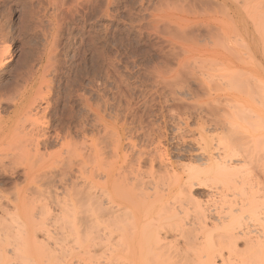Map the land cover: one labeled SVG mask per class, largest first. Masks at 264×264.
Returning <instances> with one entry per match:
<instances>
[{
  "label": "rangeland",
  "instance_id": "rangeland-1",
  "mask_svg": "<svg viewBox=\"0 0 264 264\" xmlns=\"http://www.w3.org/2000/svg\"><path fill=\"white\" fill-rule=\"evenodd\" d=\"M238 3L242 5L241 0H238L237 5H239ZM217 5L223 12L219 10ZM241 5L239 6L241 7ZM243 9L244 7L241 12L243 11L242 14L244 16L247 11L245 9V12ZM223 13L228 17L227 21L224 16L222 17ZM231 15L227 9H224L215 0H0V49L6 48L3 55L0 54V102L2 101L0 103V125H8L6 124L7 118L9 113L13 111L14 104L18 106L19 110L38 109L39 111L37 113L34 112L32 116H35L37 122L43 124L40 128L45 126L44 130L50 136H48L47 148L45 150L40 149V152H47V155L52 153V160H54V157L57 158L60 152L65 155L66 153L76 155L75 159L77 161L75 160L73 175L81 174L80 171L82 170L79 167L83 166H80L82 164L81 159L85 158V155L87 161H83L85 165L83 166V171L86 173L82 172V176L83 173L87 174L90 164L92 166L95 164L88 158V153L91 154L94 149L101 147L106 152L104 154L107 155L106 161L109 162L108 165L111 166L116 163V165L118 164L117 166H120L122 164L121 166L126 169L125 172L127 174L125 173V175H129L128 178L138 172L147 184H152L150 180L157 184L159 181L160 183L157 187L155 186L157 184H152L158 190L166 187L162 182L166 178L162 176L164 173L165 175L177 173L182 175L183 180H186L191 169L197 168V170H201L205 168L200 157L210 152L217 153L219 148L220 151L218 153L223 152L227 147L232 148L231 146H233V154H237L235 156L237 160L234 161L238 164L239 161H242L239 164V171H247H241L243 175L241 172H237L238 175L241 174L239 175L240 177H246L249 172V178H247L248 176L246 179L242 177L243 181L249 179L250 185L253 183L258 184L254 189L258 186L263 188L264 141L261 140L259 135L262 127L261 121L264 125V116L262 117L263 120L258 115L257 118L254 116H256L258 111L262 110L260 104L261 101L264 103V100L259 95H262L264 99V92L262 91V94L259 90L258 93L257 88L251 86L252 83L249 84V82H252L250 81L251 79L249 80L251 77H249L250 70H248V68L250 69V59L246 55H238L233 49L236 46L239 48L240 38L238 31L235 30L236 25L233 23L235 19ZM245 17H242L244 23ZM221 21L225 22L224 26L226 27L222 26L223 22ZM230 22L234 25L233 28ZM223 31L231 39L226 41L228 43L225 44V47L219 45L224 43H221L222 35H220L223 34ZM233 39L236 40L233 41ZM232 42H234L233 45ZM220 46L223 48L224 53ZM228 48L232 50V53L228 52L231 51L227 50ZM235 50L237 49L235 48ZM16 90L19 93L14 92ZM255 94L256 96H254ZM251 95L255 97V100L254 98L250 99ZM262 106L264 107V104ZM20 117L22 116L14 119L13 125L11 124L12 127L9 129V134L7 133L8 135L0 134V160L4 161L2 162L3 164L0 163V202L2 201L3 204H1L2 207L0 206V208L3 211L4 209L2 208L5 205L4 208L8 210H6L7 213L4 212L5 210L3 211V213L7 214L6 216L5 214L2 215V211L0 212V222L2 219L3 222H7L6 224H10V221L12 224V221L17 220V225L13 223L10 227L8 225L7 229L12 228L13 225L16 227L19 223H23L24 226V224L31 221L29 216L33 211H30L29 208H35L38 204L37 202L40 201L42 204V199L44 200L50 195L53 200L54 196H52V193L56 197L58 196L57 198L62 195L61 191H59L61 185L56 184L57 186L54 187L58 178L53 181L48 177L55 174L52 173L55 170H52L51 174L49 173L51 169L58 168L54 165L55 160L52 161L54 166L52 164L47 165L51 159L47 160V156H45V159H43L47 160V163H43L44 160H39V156L37 157L34 152L35 142H33V137L30 138V134L28 135L27 133L31 120L30 122L28 120V124L27 120L25 123L21 119L25 124H28L24 125L22 122L25 127V133L21 132L23 130H16L18 137H16L15 131L14 134L16 136L12 134L14 125L19 123L17 121ZM258 118L260 127L256 128L259 126V124H256L255 127V123H259ZM204 123L205 126L203 125ZM220 123H222L221 126L219 125ZM232 128L236 131L234 135L232 134ZM21 133L25 137L24 135L22 137ZM229 133H231V136ZM242 135L246 138L244 141H247V146H245L246 143L242 146V140L244 139ZM226 137L229 138L226 139ZM19 138L22 140L19 141ZM237 138L243 139L240 141ZM30 139H32L33 143ZM220 140H224V142L233 141L232 143L229 142L232 144L231 146L226 144L224 147V142L222 143ZM15 141L18 142L15 144ZM248 141L250 142L248 143ZM64 142H67V144L61 146ZM13 143L14 145L19 144L18 146L24 149L18 147L19 150H17V146H14L13 148H16L12 150ZM240 143L242 144L240 145ZM85 147L87 150L83 149ZM241 147L244 153H251L246 155L248 157L249 155L251 156L250 160L246 157L249 161L248 163L247 160L244 161V153L242 155L240 153L242 151ZM88 148L91 149V152L88 151ZM22 150L27 151L23 152L25 154L21 152L22 156L20 157L17 151L20 152ZM8 152L12 154V158ZM15 152H17V155H15ZM259 152H263L261 154L263 159H261ZM27 153H33L32 156L36 154L37 159L46 167L44 165L42 167L41 163L38 160H34V158H31V162H28L27 158H24V156H30ZM252 154L256 157H253ZM8 155L9 159L14 158L12 162L11 159L7 161ZM17 156L19 158H16ZM22 158L26 160V163ZM32 159L34 162L37 161V164L35 162L37 168L33 166ZM160 159L164 160L166 165L168 164V167L166 166L169 169L167 170L168 173L163 171V166H159ZM256 161L257 163H254ZM27 162L30 166L29 168L33 167L31 169L32 171L35 170L34 172L28 170ZM38 162L41 165L39 169ZM238 164H235V167ZM1 165H3L2 168ZM247 165L249 169H246ZM257 165L261 167L259 168ZM200 166L202 168L199 169L198 167ZM46 169L48 172H45V174L47 173L48 176L43 172ZM252 169H257V171ZM257 172L259 175H256L258 174ZM39 173L41 176H47L49 179H44H47L48 182L49 180L52 181V184L51 181L48 183L50 188L53 187L55 191L58 188L57 192L59 191L60 196L55 191L53 192L54 189H51L52 191L49 189L47 180L45 182L48 186L45 184L43 186L42 184L43 187L38 188L39 190L36 189L44 181V179L41 180L43 177ZM245 173L246 175H244ZM253 173L255 174L254 176L259 178H254ZM32 175H37V177L39 175L36 178L41 181L38 184L39 186L34 182L36 179ZM238 175H236V179L240 181L238 178H241ZM31 177L35 180L32 181ZM252 177L253 180L251 179L250 181ZM129 179L127 180L128 182L131 181ZM258 180L259 183L257 182ZM127 181H125V188H129L128 184L130 182L128 183ZM192 182L197 183L196 180ZM66 183L69 184V181H66ZM162 183L164 186H162ZM213 184L212 186L214 187L216 184ZM219 184L216 185L218 188ZM152 185L149 186L152 187ZM188 185L189 183L186 184L185 187L187 188L184 189L183 194L178 196L179 193L172 191L167 197L168 202L173 203L172 206L174 205L177 210L180 206L179 202L183 203L181 210L179 209V212H182L179 213V216L181 217L180 214L182 216L192 214L194 208L190 206L195 203L212 212L215 204L206 203V200L210 199L208 195L215 188V191L218 188L216 186L214 189L211 188L210 190L212 191L210 193L206 186L202 187L200 185L199 188L192 186L193 189L191 188L189 191ZM34 186L37 187L35 188ZM262 188L260 189L262 190ZM42 189L44 192H42ZM46 189L50 190V192ZM216 192H219V189ZM23 193H25V197ZM63 196L68 198L65 195ZM63 196L59 200H66ZM185 196L188 197V202L184 199ZM233 196L234 194L231 195L233 201L238 199L236 194L234 196L235 199H233ZM261 197L259 202L260 207L263 206L262 209H259L261 213L260 211L257 214L251 213L255 219L248 212L244 214L247 217L244 223L246 222L253 229L257 228L259 223L262 224L264 222V220L262 221L264 219V203H262L264 198ZM24 200L27 201V203H23L28 208H26L28 219L26 214H23V216L22 213L19 214V210L21 212L19 205H23V203L20 204V201ZM29 201L30 203L34 201V205L31 206L32 204L30 205ZM185 201L187 206H189L191 201L189 209L184 203ZM193 201L195 202L193 203ZM45 203L49 206L51 201L48 202L46 199ZM52 203L54 204V202ZM27 204L29 205L27 206ZM36 209L39 210V207H36L34 211L38 213L39 211H36ZM49 209L47 208L50 215L47 216L41 210L45 219L48 216L52 218L51 213L53 212L54 214L55 212L53 207H51V212ZM29 211L31 214L29 213L28 216ZM37 213L34 214L36 216L39 215V217L42 216V218L38 217V220L36 218L37 221L33 222L44 221L42 213L38 215ZM261 214L263 215L261 216ZM15 216H18V219ZM22 217H25L27 222ZM256 219L258 220L255 222ZM247 220L251 221L247 222ZM255 224H257V227H255ZM1 225L0 223V230H3ZM5 227L6 225L3 231H6ZM22 227L20 228V233H22ZM9 230L6 232L8 233ZM3 231H0L2 232L0 237L4 234V238L2 235L4 241L3 239L1 241L10 247V242L14 241H11L12 237L10 235L12 232L15 234L17 231L13 230L11 234L9 232V236L6 233L8 238H10V244L7 243L8 240L5 241L8 238H6ZM15 235H18V233ZM15 235L13 237L16 238L17 236ZM18 240L14 242L17 243ZM14 242L12 243L14 246H11L12 251L6 245L7 249L3 248V243L0 248H2L3 252H7V250L13 252V248L15 245L17 246ZM11 257L12 255L9 256L10 261L13 260Z\"/></svg>",
  "mask_w": 264,
  "mask_h": 264
},
{
  "label": "bare ground",
  "instance_id": "bare-ground-1",
  "mask_svg": "<svg viewBox=\"0 0 264 264\" xmlns=\"http://www.w3.org/2000/svg\"><path fill=\"white\" fill-rule=\"evenodd\" d=\"M215 1L219 2L220 5H222V7L224 9H227L228 13L232 14L231 17L233 19H235V20H233V23L236 25L235 30H237L239 33V38H240L239 43H240L241 49H240V46H239V48H238V46L235 47L237 50H235V48H233V49L238 55H246L248 57V59H250V69L248 68V70H250V74H249L250 76L249 77H251V78H249V80L251 79L250 81H252V82H249V84L252 83L251 86H253L254 88H257V92L259 90H260L259 91L260 93L262 91L264 92V0H241L242 5L238 3L239 5H241V7L239 5H237L238 0L236 2H235V0L234 1L233 0H215ZM217 7H218V5H217ZM243 7H244L243 10L245 11V9H246V11H247V14H245L246 17H245V15L243 16V14H242L243 11L241 12V9ZM218 8L220 11L222 10V9H220V7H218ZM222 12H223V10H222ZM223 16H224V19L227 21L228 17L226 16V14L223 13L222 17ZM242 17L246 18L245 23L243 22ZM230 21H231V18H230ZM221 22H223V21H221ZM224 23L225 22H223L222 26H224ZM219 24L221 25V23H219ZM230 24L232 25V22H230ZM233 26L234 25H232V28H233ZM224 27H226V26H224ZM238 33L236 32V34H238ZM220 35H222V37L220 36L222 38L221 43L222 42H224V43L219 44V45H221V46L223 45L225 47V44L228 43L226 41H229L231 39L228 37L229 35H227V33L224 31H223V34H220ZM235 38H238V37H235ZM235 40L233 39V41H235ZM237 40H239V39H237ZM233 43L234 42H232V45H233ZM5 49L6 48L0 49V54L3 55V52L6 51ZM220 49L222 50L223 48L221 47ZM227 50H231V49L228 48ZM222 51H221V53H222ZM234 51H233V53H234ZM228 52L232 53V50L228 51ZM223 53H224V51H223ZM225 53H226V51H225ZM14 92L19 93V91H17V90ZM263 92H262V94H263ZM6 96H8V95H6ZM251 96H250L251 97L250 99L254 98V100H255V97H253V95H251ZM254 96H256V94ZM259 96H261V99L264 100L262 95H259ZM257 98H256V100H258ZM9 99H10V97H9ZM261 99H259V100L261 101ZM262 103L263 102L261 101L260 107L262 110L258 111L256 116H254L255 118H257V115H258V117L261 120H263L262 117L264 116V111H263L264 107L262 106L264 103L263 104ZM260 107H258V108H260ZM252 110H255V109H252ZM256 110H259V109H256ZM37 111H39V110L38 109L19 110L18 106L16 104H14V109H13V111H11L9 113L8 118H7L6 124H8V125H5V126L0 125V134H3V133L7 134L9 132V129L12 127L11 124L13 123L14 119H17L19 116H22V117H20L19 120L17 121L19 123H15L12 134L16 136V134L18 133L16 130H23L21 132L25 133L26 131L24 132V130H25L24 125H28L29 124L28 120H29V122L31 120V122H30L31 125L30 124L28 125V127L29 126L30 127L28 129L26 127V129H27L28 135L30 134V138L33 137V142H35L34 143L35 149L34 148H32V149L35 150V151L34 150L33 151L37 154V157L39 156L38 157V158H40L39 160H41V159L44 160L45 156H47L46 159L49 160V159H51L52 153L48 152L50 155H47L46 154L47 152H45V153L40 152V149L45 150L47 148V146H48L47 144L49 142L50 136L47 133V131L44 130L45 126H43V128H40L43 124H40L39 122H37L35 119V116L34 117L32 116L33 113L34 112L37 113ZM209 111H211V109H209ZM259 118H258L259 123H257V122L255 123V127H256V124L257 125L259 124V126H257L256 128L260 127ZM21 119H23L24 122L27 120L28 124H25L26 122L24 123ZM39 119H41V117H39ZM214 120L217 121L216 119H214ZM212 121H210V122H212ZM22 122L24 123V125ZM201 122H203V121L201 120ZM261 123H262L261 124L262 127L260 130L261 132H260L259 136H260L261 140L264 141V125H263L262 121H261ZM0 124H1V120H0ZM221 124L222 123H220L219 125L221 126ZM203 125L205 126V123ZM228 125H229V123H228ZM230 125H232V124H230ZM223 128H224V126H223ZM227 128H228V126H227ZM234 129H235V127H234ZM231 130L233 131L232 134L234 135V132H236V131L233 130V128ZM255 130H257V129H255ZM14 131L16 134H14ZM200 131L203 132L201 129H200ZM228 131H230V130H228ZM23 133H21L22 137L24 135ZM19 134H20V132H19ZM226 134L228 135V133H226ZM258 134H259V132H258ZM229 135L231 136V133H229ZM243 136L244 135H242V137ZM16 137H18V134ZM24 137H25V135H24ZM222 137L225 138L224 136H222ZM229 137H226V139H228ZM219 138H221V137H219ZM238 138H237V140H240ZM243 138H241V140L243 139L242 140L243 144L240 143V145L242 144V146H244V143L247 142V141L246 142L244 141V140H246V138L245 137H243ZM234 139H235V137H234ZM251 139H253V138H251ZM21 140L22 139L19 138V141H21ZM31 140L32 139H30V141ZM220 141H222V143L224 142V140H220ZM232 141L230 142V140H229L230 143H232ZM235 141H236V139H235ZM250 141H248V143ZM17 142L18 141H15V144ZM229 142L225 141L224 142L225 145L223 144L224 147L226 146V144H230ZM65 144H67V142L62 143L61 146L65 145ZM18 145H14V143H13V146L12 145L11 146H12V148L14 146H17V150H19V148L24 149L22 147H19ZM22 145H25V144H22ZM22 145H20V146H22ZM216 145H218V144H216ZM231 145L232 144H230L228 146H231ZM238 145H239V143H238ZM247 145L248 144L246 143L245 146H247ZM221 146H222V144H221ZM27 147H28V145H27ZM27 147L25 146V148H27ZM231 147L233 148V146H231ZM15 148H13L12 150H14ZM218 148H216V149L218 150ZM232 148H229V147H227L226 149L224 148L225 150L223 152L218 153V151H220V148H219L218 151L216 150L217 153L213 152V153H215V155H213V153L210 152V153H208L202 157L199 156L200 158H202V160H203L202 165L205 168H203L201 170H197V168L191 169L190 174L189 175L187 174L188 177L186 178V180H183L182 175L177 174V173H170L171 175L170 174L165 175V173H164V175H162V176H165L166 178H164L162 182L164 183V185L166 187H162V186H164L162 183V186H161L162 188L160 190H158V188H156L158 186V184L160 183L159 181L157 184L155 182L153 183L152 182L153 180L152 181L150 180V182L152 184H154V185L157 184V185H155L156 187L153 186L152 184H147L146 181H143L141 174H139L138 172L133 174L132 177H129V178H131V179H129L128 178L129 175H125L126 169L123 166H121L122 164L120 166H117L118 164L116 165V163L114 165H111V166L108 165L109 162L106 161L107 155L104 154V153H106L104 151V148L99 147L98 149H94L91 154L88 153L89 154L88 158L91 159L90 161L92 163H95V164L93 166H92V164H90L92 167L90 166V169L88 170L87 174H85L86 172L83 171L84 170L83 166H85L83 164V161H87L85 159L86 155H85V158L84 157L82 158L83 153L81 154V158H82L81 161L82 162L81 161L80 162L82 164L80 163L81 164L80 166H82V165L83 166L79 167L82 170V171H80L81 174H79V175H76V174L73 175V169L75 168V164H76L75 160L77 161V159H75L76 155L74 156V155L68 154V153H66V155H65V154H62L60 152L59 156H57V158L54 157L55 161L51 159V161H49V163H47V160L46 161L44 160L43 163H47V165L52 164V166L56 165L58 167V168L56 167L57 169H54V168L51 169V171L49 172L51 174L52 170L53 171L55 170V172H52V173L56 174L57 170H58L57 175L54 174L55 176L53 175L50 177V176H48L47 173L46 174L53 181H55L54 180L55 178L56 179L58 178L57 183H55L54 187L57 186L56 184L61 185L60 186L61 188L59 187L60 190L58 188H56V189L61 191L62 195L59 194V191L58 192H57V190L55 191V189L53 187L50 188V185L48 184V183H50L51 180H49V182H48L47 179H49V178L47 176H45L46 175L45 172H48L47 169L49 170L50 166H49V168L46 169V171L43 170L45 175L41 176V174H43V173H41L42 171L40 172L41 174L39 173V175L41 177H43V178H41V180L44 178H47V179H44V181H42L41 184H39V182H41V181H38L40 179H36L39 177V175H38V177H37V175H35L36 177L34 175H32V177L36 179V181H34L37 183L36 185L37 186L40 185V187L34 186L35 188L37 187L36 189L41 188L42 184H43V186H44V184L46 186L49 185L48 187L50 190L54 189L53 192L55 191L56 194L58 193L59 196L61 195V197H62L63 195H65L68 198L63 196L64 198H66V200L65 199L59 200L61 197L57 198L58 196L56 197L55 195H53L54 193H52V196H54L53 200L50 198L51 195L48 198H46L48 200V202L51 201L49 206H47V204L45 203L46 199H44V200L42 199L44 204L43 203L41 204V202L39 201L41 206H40L39 202L36 201L38 203L37 205H39V206H37L35 204L36 205L35 208L39 207V210L36 209V211H39V212L38 213L34 212L35 211L34 207L29 208L30 211L31 210L33 211L32 214L30 213V211L28 212V216H29V213L31 214L29 216V218L32 222L31 221L27 222L26 218L22 217L27 222L26 224H24V226H23V223L22 224L19 223V225L16 226L17 228L14 225L12 228H9V229L16 228L13 230L17 231L16 233H18V235H19L18 239L20 240V243H19V240L17 239L18 235H15L16 233L14 234L12 232L13 230L10 231L9 229H7L8 225H9V227H10V225L12 226L13 223H15L17 225V223H16L17 220L12 221L13 222L12 224H11V221H10V224L9 223L6 224L7 222L6 221L3 222L1 219V222H0L2 224L1 228H3V230H4V226L6 225L5 230L6 231L9 230L10 234L12 232L10 237H12L13 239L11 238V241L12 240H14V241L18 240V242L16 243L13 241L14 243L17 244V246L15 245L16 248L14 247L13 252H11L12 251L11 248L14 245L12 244L13 242H10V238H8L9 232L7 233L6 231H3L2 229L0 230V231H3V233L5 232V235H6V233L8 234V236L6 235V238H8V239H6L5 241L8 240L7 243L8 244L11 243V246L13 245L12 247L11 246L9 247V245H7L5 242H2L1 240L4 238V234H2L3 238L1 235V237H0V241H1L0 244L1 245L0 246L2 247L4 244L3 248H6V246H8V249L10 248L11 251L7 250V252L6 251L3 252L2 248H0V264H264V222L262 224L259 223L258 227H257V224H255L256 225L255 227H257L255 229L251 228L252 226H250V225H249L250 226L249 227L246 224V222L244 223L245 218L247 219V217L244 216V214H246L247 212L249 214H251V213L257 214V212L260 211L259 209L260 208L262 209L263 206L260 207L259 202H260L261 196H262L261 198H264L263 197L264 196V189H263L264 187L263 188L260 187V188H262V190L259 188V186L256 189H254L255 186H257L258 184L256 185V183L255 184L253 183L252 185H254V186H252V185H250L251 183L248 181L249 179L243 181L244 180L243 178L246 179L247 176H248L247 178H249V172L247 173L248 175H246V173L244 174V175H246V177L242 176L243 177L242 178L239 176L243 173L241 171H246V170L239 171V169H240L239 164L242 161L241 162L239 161V164L234 161V160H237L235 157L237 154L236 155L233 154L234 151L232 150ZM83 149H86V147ZM240 149L243 151L242 147ZM27 150H28V148H27ZM27 150H22L20 152L19 151H17V152H18L19 156L21 157L22 156L21 154ZM86 150H85V153H86ZM90 150L91 149L88 148L89 152H91ZM10 151H11V149H10ZM242 151H240L241 155H242V153H244V151L243 152ZM17 152H15V155H17ZM53 153H57V152H53ZM247 153L248 152L244 153L245 156L243 154V158L245 157L244 161L247 160V163H248L249 162L248 159L250 160L251 156L250 155H249V157L246 156ZM9 154H11V153H9ZM23 154H25V153H23ZM28 154H30V153H27V155ZM32 154H30V156H24V158L26 157L27 159L26 158L25 159L28 160V162H31V158H34V160H38L37 157L35 156L36 154L34 155L35 157L32 156ZM253 154H252V156H253ZM259 154L261 156V154H263V152L262 153L259 152ZM79 155H80V153H79ZM79 155L77 154V156L80 158ZM239 155H238V157H239ZM255 155H257V154H255ZM54 156H56V155H54ZM28 157L30 160L28 159ZM234 157H235V159H234ZM246 157L248 159H246ZM253 157H256V156H253ZM11 158H12V154H11ZM16 158H19V157L17 156ZM160 158H162V157H160ZM10 159H9V155H8V160L7 159L6 160L9 161ZM13 159H11V162ZM25 159H23V160L26 163ZM163 159H165V158H163ZM256 159H258V158H256ZM261 159H263L262 156H261ZM251 160H253V159H251ZM32 161H33V159H32ZM52 161H54V163H55L54 165H53ZM90 161H88V162L91 163ZM2 162H4V161L0 160L1 164H3ZM28 162H27L26 166H27L28 170L32 171L31 168H33V167L29 168L30 166L28 165ZM35 162L37 164V161H35ZM35 162L34 161L32 162V163H34L33 166H35ZM39 162H38V169H39V167H41V165H42V167L44 165L42 162H40L41 163V165H40ZM150 163L152 165V161ZM234 163L238 164V166L235 167ZM254 163H257V161ZM11 164L13 165V163H11ZM86 164H87V162H86ZM158 164H159V166H163L164 168L168 165V164L166 165L164 160H162V159H160ZM30 165L32 166L31 163H30ZM248 165H247V168L246 167H244V168L249 169V166H251V165H249V166ZM2 166L3 165H1V168H2ZM243 166H245V165H243ZM257 166H259V165H257ZM167 167L165 169L162 167H159V168H162L163 171L167 172V170H169V169H167ZM260 167L261 166H259V168ZM198 168L200 169L202 167L200 166ZM85 169H86V167H85ZM162 169H161V171H162ZM257 169H258V167H257ZM257 169H255V170L257 171ZM261 169H263V168H261ZM40 170H41V168H40ZM252 170H254V169H252ZM26 171H24V172H26ZM34 171H32V172H34ZM261 171H263V170H261ZM261 171L258 170L259 173ZM82 172H85V173H83V176H82ZM237 172L238 173L241 172V174L238 175ZM29 173H31V172H29ZM259 173L256 175H259ZM24 174H26V173H24ZM250 174H251V172H250ZM260 174H262V173H260ZM236 175H238L241 178V179L238 178V180H240V181H237ZM252 175L254 176L255 174L253 173ZM24 177L26 178V176H24ZM32 177L30 179H32ZM149 177H151V176H149ZM255 177L259 178L258 176H254V178ZM257 178L254 180L255 182H256ZM35 179H32V181ZM128 179L131 180V181H129L131 184L127 181ZM251 179L253 180V177L250 178V181H251ZM45 180H47L46 182L48 185L46 184ZM193 180H196L197 183L196 184L193 183L192 182ZM66 181H69V184H67ZM125 181H127L129 183L128 184L126 182L129 185V188H125ZM257 182L259 183V180ZM260 182H261V180H260ZM188 183H189V185H188L189 191L192 188V186H196L199 188L200 185H202V187L206 186L209 189L210 193L212 191V190H210L211 188L214 189L218 183L221 184V186L219 184V188H218V186H216L219 189V192H216V191H218V189L215 191V189H216L215 188L213 190L214 193L212 191V193L210 195H208V197H210V199L206 200V203H209V204L211 203V205L215 204L214 210L212 212L207 211L205 208H202V206H200V204H198V203H195L194 205L190 206V204H191V201H190L189 206L190 207L193 206V208H194L192 214L185 215V216L184 215L182 216V214H180L181 217L179 216V213H182V212H179V209L181 208V205L183 203H180L181 201L180 202L178 201L180 206L178 207L179 209L177 210V208H175L174 205L172 206L173 203L171 204L168 202L167 197H169V195L171 194L172 191H176L177 194L179 193L178 196L180 194H183L185 191L184 189L187 188L185 186ZM212 183H214L216 185L213 187ZM247 183H249V184H247ZM51 184H52V181H51ZM149 185H152V187H150ZM247 185H249V186H247ZM130 186H131V188H130ZM46 190H48V189H46ZM50 190H48V192H50ZM28 192H30V191H28ZM42 192H44V190ZM42 192H40V194H42ZM38 193H39V191H38ZM24 194L25 193H23V196H24ZM230 194L231 195L234 194V196L236 194L238 196L237 197L238 199L233 201ZM17 195H19V194H17ZM228 195L231 198L230 200H229ZM234 196H233V199H235ZM24 197H23V199H25ZM34 197H35V195H34ZM27 198H28V196H27ZM27 198H26V200H28V199L30 200V198H28V199ZM187 198L188 197H186V196L184 197V199L186 201L188 200ZM49 199H51V200L49 201ZM21 200H22V198H21ZM26 200L20 201V204H22L23 202L27 203ZM34 200H36V199H34ZM37 200H38V198H37ZM11 201H13V200H11ZM15 201H16V199H15ZM15 201H13V202H15ZM30 201L28 203H30ZM186 201L184 202L185 204H186ZM52 202H54V204ZM194 202L195 201H193V203ZM6 203H8V202H6ZM33 203H34V201H33ZM33 203H30V205L32 204L31 206H33L34 205ZM262 203H264V202L262 201ZM1 204H2V201L0 202V206H1ZM16 204H18V203H16ZM16 204H15V206L17 207ZM24 204L25 203H23V205H19L21 207V212L19 210V214L22 213V216H23V214H26L27 209H28L27 207L24 206ZM51 204L54 206H52ZM216 204H217V206H216ZM28 205L29 204H27V206ZM50 205H51V207L54 208L55 212H54V214H53V212L51 213L52 218H50L48 216L47 219H45L44 213L46 216L50 215V213H48L49 211L47 210V208L48 209L50 208L49 209L50 212L52 210ZM4 206L2 209H4L5 211L4 210L3 211L7 213L8 210L5 209ZM11 206H12V204H11ZM13 206H14V204H13ZM22 206H24L25 208L23 207L24 208L23 209ZM186 206H187V204H186ZM189 206H187L188 209H189ZM6 208H8V207H6ZM25 209H26V211H24ZM41 210L44 211V213H42ZM1 211L2 210L0 208V212ZM3 211L1 212L2 215L5 214V213H3ZM40 211L42 214L40 213ZM12 212H14V211L12 210ZM184 212H183V214H184ZM34 213H37V215L38 214L43 215L44 216L43 218L45 220L44 219H43L44 221L39 220L41 222L34 223L33 221H37L38 217H39V215L36 216ZM260 213H261V211H260ZM10 214H11V212H10ZM33 214H34V216H32ZM252 214H251V217L252 216L254 217V215H252ZM6 215L7 214H5V216ZM262 215L263 214H261V216ZM12 216H14V215H12ZM247 216H248V214H247ZM17 217L18 216H15L16 219H18ZM26 217H27V214H26ZM34 217H35V219H34ZM6 218H9V217H6ZM36 218H37V220H36ZM39 218H42V216ZM27 219H28V217H27ZM32 219H34V220H32ZM254 219H255V217H254ZM257 220L258 219H256L255 222ZM263 220L264 219H262V221ZM248 221L249 220H247V222ZM262 221H260V222H262ZM21 227H22V233H20ZM19 229H20V231H18ZM1 233L2 232H0V234ZM14 235L17 237L16 238L13 237ZM3 241H4V239H3ZM10 252L12 255L11 258L13 259L12 261L9 260V256H11ZM7 253L9 256L7 255Z\"/></svg>",
  "mask_w": 264,
  "mask_h": 264
}]
</instances>
